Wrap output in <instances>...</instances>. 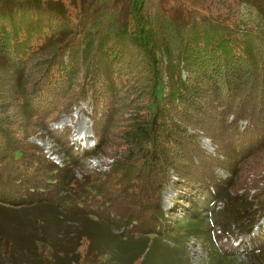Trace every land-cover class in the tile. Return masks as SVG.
Wrapping results in <instances>:
<instances>
[{
	"label": "trees",
	"instance_id": "trees-1",
	"mask_svg": "<svg viewBox=\"0 0 264 264\" xmlns=\"http://www.w3.org/2000/svg\"><path fill=\"white\" fill-rule=\"evenodd\" d=\"M80 1L0 0V211L47 208L26 217L38 261L80 262L87 236L89 264H102V253L103 264H131L134 249L139 256L172 229L162 206L169 183L215 189L234 220L249 211L232 179L264 146V0H246L253 7L240 19L182 0ZM80 103L90 107L95 140L83 156L100 150L111 162L77 177L73 146L60 166L28 139ZM57 206L79 221L78 242L63 251L50 231ZM21 227L0 216L12 264L29 238Z\"/></svg>",
	"mask_w": 264,
	"mask_h": 264
},
{
	"label": "rangeland",
	"instance_id": "rangeland-1",
	"mask_svg": "<svg viewBox=\"0 0 264 264\" xmlns=\"http://www.w3.org/2000/svg\"><path fill=\"white\" fill-rule=\"evenodd\" d=\"M61 1L68 3L69 0ZM81 1L87 3L90 0ZM182 2L190 3L195 8L221 18L228 16L243 18L247 14L246 9L253 7L252 5L250 7L246 0H182ZM170 3L175 1L167 0L166 5ZM90 113L89 105L80 103L71 109V113H63L57 120L51 121L48 125L49 132L38 131L28 141L46 158L54 163L59 162L61 166L71 159L64 150L65 145L73 146L75 151L73 154L77 156L80 164L77 177L86 172L107 171L111 159L104 156L102 151L99 150L97 155L83 156L84 150H91L95 145ZM240 125L245 126L246 121H241ZM201 146L208 152H213V146L207 138H201ZM217 173L221 178L228 176V173L220 169ZM233 176H235L232 179L233 184L238 187L241 185L243 190L247 189L243 193L239 188L233 194H242V199L246 198L251 202L252 207L249 211L234 220L229 212L230 206L221 196L216 195L215 189L181 190L173 183H169L162 192V206L169 214L168 221L172 231L164 230V236L149 244L146 252L142 253L141 249L138 251L139 256L136 253L137 249H134L133 255L127 257L131 264H264V244L252 254L248 251L252 241H264V146L258 147L242 162L239 171ZM36 209L38 213L42 210L40 215L47 212L46 207ZM36 209L32 211L28 209L27 215L26 210L23 211L19 206H11L10 209L0 211L1 217L9 216L12 221L22 225L20 229L22 235L29 234L27 243L21 245L18 250L15 259L17 264H41L30 236L31 234L37 237V233L32 232L33 228L27 224L26 219L27 216L34 215ZM57 210L60 221L50 231L58 241V250L63 251L78 242L76 228L79 227V221L76 219L78 216L68 208L57 206ZM95 226L97 229L100 227L96 224ZM101 239L109 246H114L115 240L111 241L110 237L107 239L105 235H101ZM80 241L81 259L76 264H89V258L85 257L89 239L83 236ZM113 250L115 255L119 251L118 255L121 256L122 253L124 255L122 248ZM6 251L7 249L0 245V264H12ZM107 255L108 253L98 255L97 262L103 264ZM59 264H69V260L64 257L60 259Z\"/></svg>",
	"mask_w": 264,
	"mask_h": 264
},
{
	"label": "built area",
	"instance_id": "built-area-1",
	"mask_svg": "<svg viewBox=\"0 0 264 264\" xmlns=\"http://www.w3.org/2000/svg\"><path fill=\"white\" fill-rule=\"evenodd\" d=\"M56 164H58V165H59L60 163L58 162V163H56ZM60 166H61V165H60Z\"/></svg>",
	"mask_w": 264,
	"mask_h": 264
}]
</instances>
